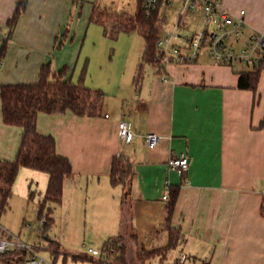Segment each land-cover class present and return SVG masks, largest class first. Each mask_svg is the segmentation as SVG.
Wrapping results in <instances>:
<instances>
[{"label":"crops","instance_id":"1","mask_svg":"<svg viewBox=\"0 0 264 264\" xmlns=\"http://www.w3.org/2000/svg\"><path fill=\"white\" fill-rule=\"evenodd\" d=\"M17 2L0 0V27L12 39L8 53L1 50L0 87L35 84L44 67H69L67 78L73 83L84 64L86 76L79 83L90 80L96 89L119 91L113 103L105 96L98 117L69 111L38 115V132L52 136L57 154L72 164L73 178L65 182L61 203L65 198L70 205L82 204L96 234L106 239L105 246L127 240L125 264H134L133 255L145 252L163 251L154 255L166 260V250L179 246L201 264H264V72L256 92L241 90L239 73L247 69L217 65L204 54L192 64L146 66L140 84L134 70L100 77L88 67L92 55L86 43L93 22L90 15L83 18L87 3L28 0L10 34L7 23ZM224 7L233 15L246 12V38L238 47L255 34L264 36V0H225ZM123 120L135 133L130 144L120 139L118 125ZM149 133L161 137L155 148L147 146ZM22 134V128L3 123L0 97V160L16 159ZM181 155L190 160L189 171L182 174L169 166ZM115 157L131 162L135 172L125 207L123 186L113 185L110 178ZM48 183V174L22 168L13 195L24 199L33 193L32 199L39 196L40 203ZM39 186L44 195L38 194ZM169 187L179 189L171 216L170 196L163 199ZM170 230L177 235L172 247ZM58 252L57 258L67 261ZM105 261L102 264L114 262Z\"/></svg>","mask_w":264,"mask_h":264},{"label":"trees","instance_id":"2","mask_svg":"<svg viewBox=\"0 0 264 264\" xmlns=\"http://www.w3.org/2000/svg\"><path fill=\"white\" fill-rule=\"evenodd\" d=\"M143 4L144 0H139L135 16L126 13L118 14L97 7L93 8L91 14L93 23L104 27L113 26L117 30L126 33L137 31L143 37L146 47L137 71V84L142 81L146 66L151 65L159 68L163 63L157 44L165 21L161 19L160 9L148 13ZM27 5L28 0H18L15 12L7 23L10 34L17 26ZM69 71V67H65L61 71H53L50 67H44L41 70L38 82L35 84L4 85L0 87L3 123L7 126L23 129L21 145L16 159L14 161L0 160V219L10 208L13 187L22 168L44 172L49 175L45 196L39 203L42 215L48 202L61 203L65 182L73 178L72 164L69 159L57 154L55 139L52 136H45L38 132V115L40 113L48 115L62 114L69 111L78 117H98L101 115L105 95L101 91L86 87L82 82L78 85L73 84L67 78ZM263 72L264 56L257 65L239 73V89L256 92ZM82 76H86V69L83 71ZM134 176L135 172L131 162L122 157L113 159L110 178L113 185H122L124 188L123 207L127 206V202L130 200ZM168 192L170 196L168 213L171 216L177 202L179 189L178 187H169ZM30 197H33V193ZM52 222V215L49 213L47 219H45V225ZM170 235V247H172L177 235L171 230ZM6 236V232L0 227V239ZM110 242L106 245L108 254ZM156 253L145 252L139 256V260L150 258ZM158 253L160 255L163 251H158ZM25 254V251L18 250L2 256L1 260L16 261V259H20L19 261H23ZM114 257V261L125 264L124 247H120L118 254ZM204 264H208V262Z\"/></svg>","mask_w":264,"mask_h":264},{"label":"rangeland","instance_id":"3","mask_svg":"<svg viewBox=\"0 0 264 264\" xmlns=\"http://www.w3.org/2000/svg\"><path fill=\"white\" fill-rule=\"evenodd\" d=\"M88 6L83 12V18L91 16L92 8L97 7L102 10H108L115 13H126L132 16L137 14L139 0H91L87 3ZM92 6V7H91ZM183 6V0L174 2L170 8H163L160 11L161 19L165 21L166 30L172 31L177 24L179 13ZM112 17V16H111ZM199 29L197 19H193L190 26L186 29H181L180 34L182 37L191 36ZM246 35L240 37V41H244ZM10 39L8 30L5 27H0V60L4 63L3 54H7L10 49ZM5 43V45H4ZM2 46H4L2 48ZM87 51L90 52L92 57L91 64L88 67L93 68V72L98 73L101 77L102 74L109 72H117L134 70L137 73L141 57L145 50L146 43L139 32H122L113 26L104 27L100 24L93 23L89 30V37L86 43ZM2 50V51H1ZM17 48L14 47V53ZM85 63V62H84ZM84 64L76 71L73 83L78 85L82 76ZM236 69H250L243 64H237ZM0 68V78H2L4 69ZM104 68V73L101 72ZM88 70V68H87ZM88 74V72H87ZM115 74V75H114ZM95 76V78L98 77ZM111 75L116 76V73ZM86 87L96 89L94 83L90 80L84 84ZM107 99L111 102L115 101L119 91L106 87V92L101 89ZM4 147L0 139V154ZM44 195V187H38V194ZM39 205V196L32 199L21 198L20 196H12L10 200V208L3 214L0 219V227L6 232L5 238H18L23 243L38 248L39 253L44 257L55 261L56 264H102L114 259L118 254V249L124 247V253L129 250V242L122 238L115 239L110 242L109 254L105 246L103 234H96V230L92 228L90 213L87 214L85 208L78 204L70 205L64 198L61 204L48 202L41 214ZM49 213L52 215L53 222L45 225V219ZM59 248V250H57ZM89 249L97 250L99 255L93 256L89 253ZM167 249V247H166ZM111 250V252H110ZM59 251L61 255L67 258V261H60L61 257L57 258L56 252ZM150 251V250H149ZM130 252V250H129ZM134 252H137L134 249ZM167 259L164 260L160 256L155 255L148 258V261L139 260V254L135 253L133 258L134 264H201L202 261L195 260L191 254L187 253L181 246L174 249H167ZM190 258H186V256ZM110 257V258H109ZM102 260V261H101ZM110 264H122L120 261H114Z\"/></svg>","mask_w":264,"mask_h":264},{"label":"built area","instance_id":"4","mask_svg":"<svg viewBox=\"0 0 264 264\" xmlns=\"http://www.w3.org/2000/svg\"><path fill=\"white\" fill-rule=\"evenodd\" d=\"M88 3L91 0H78ZM180 0H144L145 10L150 13L158 9H167L174 2ZM225 0H183V6L179 13L177 24L172 31L166 30V24L158 40L159 49L163 62L177 64H192L204 54H208L217 65L235 67L243 64L248 67L257 65L264 56V36L255 34L248 44L238 47L239 39L245 29V11L233 15L224 7ZM193 19H197L199 29L191 36L182 37L181 29L190 26ZM3 66L0 60V68ZM109 116H107L108 118ZM118 131L121 142L130 144L135 137L132 124L128 121H120ZM147 146L155 148L161 141L156 133H149L145 137ZM169 166L179 173L189 171L190 160L186 155L174 158ZM169 195L163 199L168 200ZM25 251L23 261H2L1 257L15 251ZM38 248L29 246L16 238L0 239V264H56L39 253ZM93 256L99 255L97 250L89 249ZM110 264V263H109Z\"/></svg>","mask_w":264,"mask_h":264}]
</instances>
